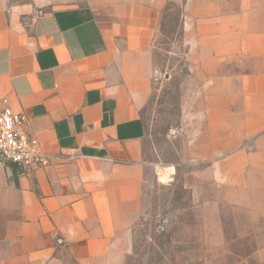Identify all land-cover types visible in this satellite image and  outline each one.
<instances>
[{"label": "crops", "instance_id": "1", "mask_svg": "<svg viewBox=\"0 0 264 264\" xmlns=\"http://www.w3.org/2000/svg\"><path fill=\"white\" fill-rule=\"evenodd\" d=\"M35 9L45 10L31 18ZM178 12L206 93L213 191L189 229L227 243L223 264H264V0H0V101L49 157L0 161V264H126L143 213V109L165 19ZM237 233L236 237L231 234ZM241 243L244 251L231 248Z\"/></svg>", "mask_w": 264, "mask_h": 264}, {"label": "rangeland", "instance_id": "2", "mask_svg": "<svg viewBox=\"0 0 264 264\" xmlns=\"http://www.w3.org/2000/svg\"><path fill=\"white\" fill-rule=\"evenodd\" d=\"M34 0H8L11 7L28 8ZM45 10L35 9L31 18ZM178 12L165 19L164 34L157 41L156 72L148 104L143 109L146 140V182L143 213L133 230V254L126 264H223L220 235L206 229H189L194 207L192 195L213 191L206 177V93L203 76L190 71L181 36ZM236 237L237 233L231 234ZM241 243L231 248L244 251ZM74 264L70 252L60 256Z\"/></svg>", "mask_w": 264, "mask_h": 264}, {"label": "built area", "instance_id": "3", "mask_svg": "<svg viewBox=\"0 0 264 264\" xmlns=\"http://www.w3.org/2000/svg\"><path fill=\"white\" fill-rule=\"evenodd\" d=\"M26 116L15 112L8 99L0 101V161L26 171L45 168L49 157L25 131Z\"/></svg>", "mask_w": 264, "mask_h": 264}]
</instances>
